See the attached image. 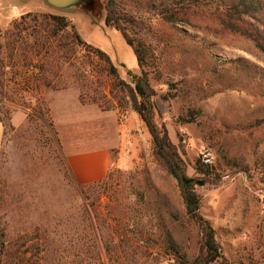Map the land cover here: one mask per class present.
I'll return each instance as SVG.
<instances>
[{
	"label": "rangeland",
	"instance_id": "rangeland-1",
	"mask_svg": "<svg viewBox=\"0 0 264 264\" xmlns=\"http://www.w3.org/2000/svg\"><path fill=\"white\" fill-rule=\"evenodd\" d=\"M117 1L142 14L154 35L172 46L170 54H156L150 86L188 176L195 175L197 162L211 172L196 193L200 214L215 230L223 254L216 264H264V55L246 38L222 33L199 10L191 27H172L149 13L145 0ZM0 2L7 91L20 66L17 53L9 62L11 26L27 13L66 16L84 42L105 52L119 69L139 74L123 35L106 28L103 19L93 21L87 10L63 14L43 0ZM214 57L235 63L217 66ZM44 63L50 69L49 61ZM64 85L44 94V119L32 116V104L14 112L13 131L4 132L0 244L6 242L9 251L6 264H177L169 237L191 259L197 231L185 215L176 181L154 156L146 126L132 111L82 105L73 80L68 77ZM100 147L111 153L106 179L77 185L67 158Z\"/></svg>",
	"mask_w": 264,
	"mask_h": 264
},
{
	"label": "trees",
	"instance_id": "trees-1",
	"mask_svg": "<svg viewBox=\"0 0 264 264\" xmlns=\"http://www.w3.org/2000/svg\"><path fill=\"white\" fill-rule=\"evenodd\" d=\"M145 1L149 13L158 14L165 24L172 27L190 26L191 18L199 10L222 33L246 38L264 55V0ZM99 4L102 6L97 9ZM81 9L87 10L93 21L103 19L106 28L123 35L126 44L133 50L139 74L127 71L124 66L119 69L105 52L84 42L66 16L27 13L11 26L9 62L19 54L20 66L16 72H12L14 81L9 91L4 83L8 66H4L0 60V124L4 132L13 131L10 124L12 114L18 109L30 110L32 104H35V115L32 116L44 119V94L49 90L65 89L64 82L68 77L79 91L82 105H97L103 112L117 110L118 113H136L150 134L156 160L176 181L185 215L197 231V253L191 259L185 252L181 254L179 246L168 238V249L174 254L173 260L177 264L218 263L223 259V254L217 234L201 216V199L196 193L208 182L211 172L207 166L197 162L195 175L188 176L178 149L170 142L167 129L161 122L155 102L156 94L150 86V77L158 69L160 57L156 54L159 53L161 58L170 54V41L156 37L142 14L130 11L117 0H92ZM128 33L135 40L128 38ZM180 34L188 40L186 32L180 31ZM44 61H49L50 69L46 68ZM214 61L217 66L235 63L215 57ZM160 78L161 74L158 73L157 79ZM166 85L170 91L175 90L174 82L168 81ZM182 121L188 122L185 119ZM8 254L6 242H3L0 244V264H6Z\"/></svg>",
	"mask_w": 264,
	"mask_h": 264
},
{
	"label": "crops",
	"instance_id": "crops-1",
	"mask_svg": "<svg viewBox=\"0 0 264 264\" xmlns=\"http://www.w3.org/2000/svg\"><path fill=\"white\" fill-rule=\"evenodd\" d=\"M3 7L0 2V25L1 19L4 17ZM3 138L4 127L0 124V152L3 146ZM67 164L75 183L81 187H87L101 183L106 179L111 166V153L102 147L81 151L69 156Z\"/></svg>",
	"mask_w": 264,
	"mask_h": 264
},
{
	"label": "water",
	"instance_id": "water-1",
	"mask_svg": "<svg viewBox=\"0 0 264 264\" xmlns=\"http://www.w3.org/2000/svg\"><path fill=\"white\" fill-rule=\"evenodd\" d=\"M21 2H28L29 0H19ZM45 5L63 14H69L77 11L83 5H87L92 0H43Z\"/></svg>",
	"mask_w": 264,
	"mask_h": 264
},
{
	"label": "built area",
	"instance_id": "built-area-1",
	"mask_svg": "<svg viewBox=\"0 0 264 264\" xmlns=\"http://www.w3.org/2000/svg\"><path fill=\"white\" fill-rule=\"evenodd\" d=\"M208 156H205V163L208 164L210 162V160L207 158Z\"/></svg>",
	"mask_w": 264,
	"mask_h": 264
}]
</instances>
